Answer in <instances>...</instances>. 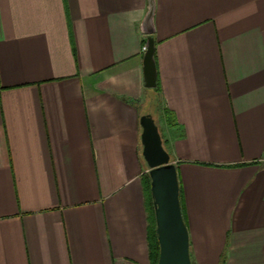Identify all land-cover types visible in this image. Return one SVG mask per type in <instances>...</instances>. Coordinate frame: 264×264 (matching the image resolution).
<instances>
[{
    "label": "crops",
    "instance_id": "obj_1",
    "mask_svg": "<svg viewBox=\"0 0 264 264\" xmlns=\"http://www.w3.org/2000/svg\"><path fill=\"white\" fill-rule=\"evenodd\" d=\"M155 5L147 88L148 0H0V264H154L145 114L192 263L264 264V0Z\"/></svg>",
    "mask_w": 264,
    "mask_h": 264
},
{
    "label": "water",
    "instance_id": "obj_2",
    "mask_svg": "<svg viewBox=\"0 0 264 264\" xmlns=\"http://www.w3.org/2000/svg\"><path fill=\"white\" fill-rule=\"evenodd\" d=\"M155 0H148V10L141 30L148 36L144 54V80L147 88L157 87L155 61ZM142 156L149 169L151 196L160 247L158 264H192L190 236L183 217L177 166L164 147L163 139L151 114L140 117Z\"/></svg>",
    "mask_w": 264,
    "mask_h": 264
},
{
    "label": "trees",
    "instance_id": "obj_3",
    "mask_svg": "<svg viewBox=\"0 0 264 264\" xmlns=\"http://www.w3.org/2000/svg\"><path fill=\"white\" fill-rule=\"evenodd\" d=\"M155 57V55H154ZM158 86V83H157ZM149 176V174H148ZM149 182H146V186L148 187V189L150 190V194H151V179L150 176L148 178ZM152 199V196H151ZM152 206H153V199H152ZM154 209V206H153ZM154 211V210H153ZM183 212V210H182ZM153 220H152V231H151V235H150V242H151V248H152V255H153V261L154 264H158V260H159V253H160V247H159V242H158V238H157V233H156V220H155V211L153 212ZM183 217H184V213H183ZM185 220V217H184Z\"/></svg>",
    "mask_w": 264,
    "mask_h": 264
},
{
    "label": "rangeland",
    "instance_id": "obj_4",
    "mask_svg": "<svg viewBox=\"0 0 264 264\" xmlns=\"http://www.w3.org/2000/svg\"><path fill=\"white\" fill-rule=\"evenodd\" d=\"M156 123H157V125H158V127H159V130H160V133H161V136H162V129H161V126L159 125V122H158V120L156 119ZM162 139H163V137H162ZM163 144H164V142H163ZM165 147V146H164ZM149 170V169H148ZM148 170H147V177H146V182H149V180H148V178H149V176H148ZM146 191H147V195H148V197H150V199H151V194H150V190L148 189V187L146 188ZM151 203H152V199H151ZM154 209H153V207H152V212H154L153 211ZM154 215V214H153ZM193 264V263H192Z\"/></svg>",
    "mask_w": 264,
    "mask_h": 264
},
{
    "label": "built area",
    "instance_id": "obj_5",
    "mask_svg": "<svg viewBox=\"0 0 264 264\" xmlns=\"http://www.w3.org/2000/svg\"><path fill=\"white\" fill-rule=\"evenodd\" d=\"M146 50V47H144V51Z\"/></svg>",
    "mask_w": 264,
    "mask_h": 264
}]
</instances>
